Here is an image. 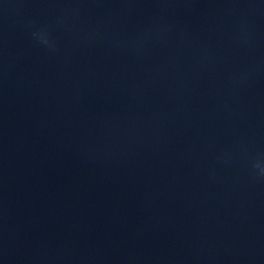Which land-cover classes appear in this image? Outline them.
<instances>
[{"label":"water","instance_id":"obj_1","mask_svg":"<svg viewBox=\"0 0 264 264\" xmlns=\"http://www.w3.org/2000/svg\"><path fill=\"white\" fill-rule=\"evenodd\" d=\"M0 264H264V0H0Z\"/></svg>","mask_w":264,"mask_h":264}]
</instances>
